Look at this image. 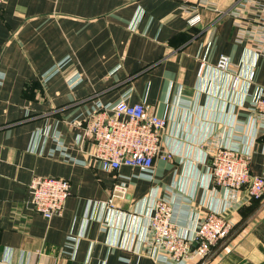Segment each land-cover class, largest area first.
<instances>
[{"label": "crops", "instance_id": "0c3cea01", "mask_svg": "<svg viewBox=\"0 0 264 264\" xmlns=\"http://www.w3.org/2000/svg\"><path fill=\"white\" fill-rule=\"evenodd\" d=\"M263 18V0L0 2V264H175L162 254L155 262L142 242L158 197L183 230L230 210L228 236L184 264H264V196L247 212L243 191L231 198L214 186L203 146L214 138L250 154V172L261 173L264 122L250 104L264 92ZM220 55L253 70V82L228 92ZM120 100L166 121L171 158L147 170L99 168L76 124ZM34 177L70 183L60 216L32 209ZM115 186L125 194L108 207Z\"/></svg>", "mask_w": 264, "mask_h": 264}, {"label": "built area", "instance_id": "2783aa9c", "mask_svg": "<svg viewBox=\"0 0 264 264\" xmlns=\"http://www.w3.org/2000/svg\"><path fill=\"white\" fill-rule=\"evenodd\" d=\"M191 9L194 11V8ZM233 12L236 13L235 10ZM197 22L198 17L189 20L191 24ZM261 24L264 32V21ZM203 65L200 66V72ZM214 67L228 78V92H234L254 80L253 70H244V65H234L225 55L219 56ZM250 106L264 122L262 89L256 88ZM76 126L82 130L79 141L85 140L92 144L91 157L102 171H117L122 166L147 170L154 159L171 158L168 152L163 151L161 144L166 121L150 112L144 104H128L125 100L112 106L99 104L81 122H77ZM203 146L210 155L209 170L214 186L227 189L231 192V198L238 191L244 192L246 200L264 196V145L259 175L250 172V154L227 149L214 138ZM70 193V183L65 179L34 177L28 185V202L36 213L50 219L61 215ZM116 194L124 196L123 186L113 188L106 204L108 207H112L111 199ZM152 203L150 213L146 215V234L142 242L145 243L147 255L155 262L159 261L160 254L175 264H184L191 256L205 259L211 248L231 231L229 208L221 214L208 213L202 219L195 220L189 230H183L176 223L174 209L167 199L158 197ZM189 232L193 233L192 236Z\"/></svg>", "mask_w": 264, "mask_h": 264}, {"label": "trees", "instance_id": "16d2710c", "mask_svg": "<svg viewBox=\"0 0 264 264\" xmlns=\"http://www.w3.org/2000/svg\"><path fill=\"white\" fill-rule=\"evenodd\" d=\"M263 197H261V198H258V199H256V198H251L250 200H249V202L251 201V204H250V206H248V211L247 212H252L253 210H255V208L258 206V203L260 202V200L262 199ZM261 238H262V240L264 241V234L262 233V235H259ZM212 249V248H211Z\"/></svg>", "mask_w": 264, "mask_h": 264}]
</instances>
